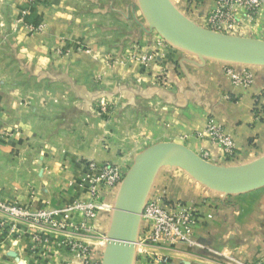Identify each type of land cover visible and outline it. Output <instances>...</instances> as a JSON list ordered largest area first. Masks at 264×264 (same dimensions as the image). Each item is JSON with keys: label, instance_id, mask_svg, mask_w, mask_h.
I'll use <instances>...</instances> for the list:
<instances>
[{"label": "crops", "instance_id": "obj_1", "mask_svg": "<svg viewBox=\"0 0 264 264\" xmlns=\"http://www.w3.org/2000/svg\"><path fill=\"white\" fill-rule=\"evenodd\" d=\"M163 2L204 27L214 0ZM139 9V0H0V23L5 27L13 18L19 25L9 33L14 55L7 83L0 78L1 201L59 210L88 195V162L129 168L142 145L156 142L181 143L198 155L207 151L217 165L264 161V64L168 41L157 46L160 38L149 33ZM237 15L235 30L226 34L264 40V9L251 19ZM26 24L44 27L30 33ZM132 48L159 54L144 67L125 60ZM224 63L250 69L254 83L233 87ZM210 119L233 138V159H219L216 144L194 136ZM118 193L119 185L108 191L110 208L97 214L94 241L78 235L94 244L91 264L101 262L99 236L109 232ZM156 195L194 213L193 246L148 250L168 256L170 264H252L264 257V185L221 191L181 167L160 164L143 198ZM142 228L139 219L135 238ZM32 233L24 222L11 228L0 212V264H79L57 234L45 235L48 244H34ZM136 259L130 251L124 264Z\"/></svg>", "mask_w": 264, "mask_h": 264}, {"label": "built area", "instance_id": "obj_2", "mask_svg": "<svg viewBox=\"0 0 264 264\" xmlns=\"http://www.w3.org/2000/svg\"><path fill=\"white\" fill-rule=\"evenodd\" d=\"M261 9H264V0H214L213 7L205 18L204 28L220 33L233 31L239 22L238 12H243L245 17L251 19ZM43 27V24H36L27 25L26 28L32 32H41ZM165 44L164 40H157V46ZM158 54V50L147 52L132 48L125 55V60L148 67L157 59ZM222 71L235 88L246 90L254 83V75L248 68H238L230 63H224ZM194 136L216 144L221 150L219 159L234 158L236 146L233 138L214 120H208L204 128L196 131ZM199 156L207 161L212 159L207 151ZM88 171V195L75 199L59 210H49L46 207L31 210L0 200V212L10 221L11 228L17 222L28 224L33 229L31 240L34 244H48L45 235L57 234L60 237L59 244L65 245L70 252L77 254L82 262H88L90 255L88 244L78 235L83 234L86 237L93 235V224L97 214L103 207H107L103 203L104 195L107 190L119 185L123 180L122 168L110 162L98 164L90 161ZM164 199L162 195H156L145 201L140 215L142 232L133 242V250L137 253L135 264H170L168 256L151 253L148 251L150 247L195 244L191 228L194 220L193 210L180 203L166 202ZM73 216H78L79 220L72 219ZM2 223L6 221L2 220ZM252 264H264V257Z\"/></svg>", "mask_w": 264, "mask_h": 264}, {"label": "water", "instance_id": "obj_3", "mask_svg": "<svg viewBox=\"0 0 264 264\" xmlns=\"http://www.w3.org/2000/svg\"><path fill=\"white\" fill-rule=\"evenodd\" d=\"M149 22L167 41L183 48L201 50L264 64V40L215 32L188 22L170 10L163 0H139ZM160 164L187 170L204 184L221 191L243 192L264 185V161L250 166H223L201 158L177 142H156L133 159L119 186L102 264H124L133 242L145 200L151 171Z\"/></svg>", "mask_w": 264, "mask_h": 264}, {"label": "rangeland", "instance_id": "obj_4", "mask_svg": "<svg viewBox=\"0 0 264 264\" xmlns=\"http://www.w3.org/2000/svg\"><path fill=\"white\" fill-rule=\"evenodd\" d=\"M140 16H141V21L143 22V24L144 23H148V31H149V33L150 34H155L156 36H158L160 39H162V40H164V42L166 43V41H167V39H165L154 27H152L150 24H149V22L147 21V19L145 18V16H144V14H143V12H142V10H141V7H140ZM139 21H140V19H139ZM18 23L16 22V20L15 19H13V18H11V20H7V22L5 23V27H4V25L2 24V23H0V78H4L5 80L4 81H2L3 83H5L6 82V75L9 73V71L7 70V68L8 69H11L12 68V64H11V62H12V60H11V58L13 57V55H14V52H13V50H12V47L11 46H7V43L9 42V39H10V36H9V33L11 34V33H16L17 31H18V28H19V25H17ZM27 25L29 26V24H26V27H27ZM32 25V24H31ZM38 25V24H37ZM3 27L5 28V29H3ZM27 29V28H26ZM27 31L28 32H32V31H30V30H28L27 29ZM32 33H37V34H39V32H32ZM41 33V32H40ZM149 34V35H150ZM168 42H170V41H168ZM10 75V77H11V73L9 74ZM8 79V78H7ZM3 80V79H2ZM7 81H9L10 83H11V80L9 79V80H7ZM7 83V82H6ZM145 145H147V144H144V145H142L141 146V148H140V150L138 151V153L141 151V150H143L146 146ZM211 163H213V162H211ZM215 164V163H214ZM121 167V166H120ZM122 168V167H121ZM128 170V168H125V169H123L122 168V171H123V177H124V175H125V173H126V171ZM121 184V183H120ZM120 184H119V186H120ZM113 188V187H112ZM112 188H110L109 190H107V192H106V195H104V198H103V203H104V205H106L107 207H103V209L102 210H109V206H110V204L108 203V195H107V193H108V191H110ZM109 207V208H108ZM107 236H108V233H106V234H103V235H100L99 236V244H101V246H102V249H101V252H102V254H101V262H100V264H102V260H103V255H104V250H105V247H106V245H107ZM85 237H86V235H85ZM92 237V239H91V242H93L94 241V239H95V235H93V236H90V238ZM79 238H84V236H80ZM89 238V237H88ZM86 240V239H85ZM85 242V241H84ZM86 243L88 244L87 246H88V248H89V252H90V255H89V257H88V262H82V260L80 259L79 261L78 260H76L79 264H91V262H90V260H91V255H92V246L94 245V244H92V243H90V241H88V240H86ZM59 245H61V244H59ZM63 245V244H62ZM74 255H75V258H80L77 254H75L74 253ZM81 261V262H80Z\"/></svg>", "mask_w": 264, "mask_h": 264}]
</instances>
